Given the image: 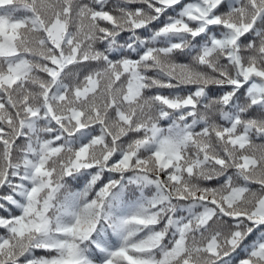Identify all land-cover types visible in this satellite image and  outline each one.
Wrapping results in <instances>:
<instances>
[{
    "label": "snow or ice",
    "instance_id": "obj_1",
    "mask_svg": "<svg viewBox=\"0 0 264 264\" xmlns=\"http://www.w3.org/2000/svg\"><path fill=\"white\" fill-rule=\"evenodd\" d=\"M0 264H264V0H0Z\"/></svg>",
    "mask_w": 264,
    "mask_h": 264
},
{
    "label": "trees",
    "instance_id": "obj_2",
    "mask_svg": "<svg viewBox=\"0 0 264 264\" xmlns=\"http://www.w3.org/2000/svg\"><path fill=\"white\" fill-rule=\"evenodd\" d=\"M180 60H181V62H184V58L183 57H181ZM253 187H255V186L253 185Z\"/></svg>",
    "mask_w": 264,
    "mask_h": 264
}]
</instances>
